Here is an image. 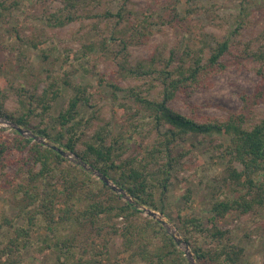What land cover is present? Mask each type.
Returning <instances> with one entry per match:
<instances>
[{"label":"rangeland","instance_id":"obj_1","mask_svg":"<svg viewBox=\"0 0 264 264\" xmlns=\"http://www.w3.org/2000/svg\"><path fill=\"white\" fill-rule=\"evenodd\" d=\"M11 1L6 0L7 3ZM16 1L18 5L0 17V87L7 94L3 110L15 115L21 113L15 87L24 86L29 93H41L51 80L58 81L68 74L74 82L87 84L88 102L79 106L77 117L82 123L79 129L84 133L83 137H89L101 126L106 127L123 142L122 149H118L120 160L133 156L135 161L139 160L146 154L145 147L149 148L157 139L153 122L141 117L143 110L134 92L147 98L158 94L162 84L155 69L165 67L171 51L173 61L166 66L167 69L180 62L188 63L190 57L186 53L191 48L202 46L208 54L209 48L217 41L229 38L230 52L224 55L228 66L211 75L204 85L197 86L188 94L178 92L170 101L173 110L196 120L225 118L228 113L239 111L242 106L240 94L252 93L261 80L257 73L259 62L235 57L234 54L238 50L242 52L244 47L256 49L264 46V0H128L125 3L122 0H79V17L60 27L48 26L45 21L47 13L61 6L60 1ZM122 5V17H119L116 13ZM107 11L112 14L104 15ZM238 26L240 29L235 33L234 29ZM32 41L36 48L31 46ZM86 43L91 46H84ZM152 59L154 70L151 73L135 72L148 69ZM140 65L144 66L137 68ZM110 83L120 88L115 92L116 97L112 94ZM60 92L47 112L44 111L42 116H31L33 125H50L51 116L67 105L72 90L68 88ZM119 103L126 105L125 112L121 111ZM262 117L264 99L254 106L251 121ZM130 121L137 122V127L129 124ZM14 125L9 118L0 116L3 133H11ZM21 128L25 130L20 133L22 136L37 143L48 142L33 129ZM209 141L212 144L227 143L228 136L219 133L191 136L187 141H180L176 147L177 152L185 155L182 163L171 170L170 183L162 198L170 214L179 211L188 216H199L204 223L209 222L211 213L208 209L212 202L232 191L222 181L225 159L217 156V150L209 146ZM80 147L78 145L77 149ZM11 151L12 161L16 157L24 161L30 159L28 148ZM64 152L63 156L70 162L81 163L74 153ZM26 163L31 164V161ZM82 165L91 176L100 179L98 170ZM37 168L38 164L34 169ZM16 169V164L12 162L0 170V211L4 210L9 216L15 215L11 197L16 192V183L23 181L22 174L25 173L23 169L18 168L17 172ZM108 185L114 184L109 180ZM114 191L120 193L123 200H131L123 190ZM186 195L187 199L184 198ZM157 197H160L159 193ZM138 209L149 217L152 216L146 210H153L164 219L168 228L162 226L171 236L176 234L180 238L178 247L185 251V244H188L182 240L168 216L149 207ZM214 220L243 247L237 264H264V206L243 214L231 211ZM43 232L42 229L40 232L33 231L28 238L29 242L22 252L28 264H57L53 251L46 248L40 239L39 234ZM92 233L96 251L100 247L102 250V238ZM104 235L106 237V233ZM107 241L109 250L95 257L101 260V264H143L130 262L128 254L120 250L115 238L110 236ZM89 242L82 244L86 252L81 247L75 255L93 257ZM193 261L197 264L194 257Z\"/></svg>","mask_w":264,"mask_h":264},{"label":"trees","instance_id":"obj_2","mask_svg":"<svg viewBox=\"0 0 264 264\" xmlns=\"http://www.w3.org/2000/svg\"><path fill=\"white\" fill-rule=\"evenodd\" d=\"M61 6L47 13L46 24L60 27L77 19L79 0H58ZM128 0H122L125 3ZM18 5L16 0L7 3L0 0V17ZM116 13L122 17L121 9ZM110 15L107 11L104 15ZM175 18V15H174ZM240 26L235 27L237 33ZM32 41V47L36 48ZM90 47V43L84 44ZM204 47L191 48L186 53L189 62H180L175 67L166 66L173 61V51L158 71L162 88L154 97L135 93L137 103L143 110L141 117L153 122L158 133L157 139L145 147V155L135 161V156L120 160L122 140L111 134L104 126L89 137L79 129L78 108L88 102L87 84L76 83L64 75L59 80H51L41 93L31 92L24 87H15L21 113L15 115L3 110L6 93L0 87V116L9 118L14 124L31 128L47 139V143L35 142L22 136L16 129L3 133L0 129V170L9 163L25 170L23 181L16 183V192L11 197L15 215L0 211V264H28L23 249L29 242L30 234L44 230L41 241L53 251L57 264H101L95 258L108 251V238L119 242L120 250L128 254L130 262L143 264H188L183 250L162 224L138 207H149L164 213L176 226L182 240L188 244L197 264H237L243 253L229 235L214 219L226 213L237 211L247 213L255 207L264 206V117L252 122V112L259 100L264 99V46L251 49L244 47L234 54L239 58H251L259 62L257 73L260 83L250 94H240L242 106L237 112L228 113L225 118L194 117L179 113L170 105L178 92L189 93L197 86L204 85L211 75L228 66L224 55L230 52L229 38L216 42L205 54ZM152 59L148 69L135 72L149 74L154 70ZM140 65L137 68H141ZM112 94L120 88L110 83ZM72 90L67 105L51 116V124L43 127L31 123L32 115H43L51 108V102L67 89ZM121 111L126 105L118 104ZM39 108V111L37 109ZM135 118V117H134ZM135 128L138 123L130 121ZM219 133L228 136L227 143L212 144L226 166L222 181L231 187L224 198L215 199L210 208L209 222L204 223L199 216H188L179 211L171 214L162 203L168 189L170 172L182 163V152H177L180 141L191 136ZM80 145V149L77 146ZM56 146L63 151L77 155L81 163L67 160ZM28 148L30 159L16 157L10 159L11 149L23 151ZM120 160L119 163L116 161ZM31 161L30 163H26ZM27 164V165H26ZM34 164V165H33ZM38 164V168L35 165ZM82 164L98 170L118 188L130 196L123 200L108 183L96 179L83 168ZM25 166V167H24ZM16 169V172H17ZM243 190V192H242ZM20 192V195H18ZM159 193L160 197H157ZM188 198V196H184ZM92 234L103 240L97 248ZM106 233V237L105 234ZM93 257L76 256V252L88 240ZM86 249H84V252ZM73 252V253H72Z\"/></svg>","mask_w":264,"mask_h":264},{"label":"water","instance_id":"obj_3","mask_svg":"<svg viewBox=\"0 0 264 264\" xmlns=\"http://www.w3.org/2000/svg\"><path fill=\"white\" fill-rule=\"evenodd\" d=\"M14 127H15V129H16L17 131H19V132H23V131H25L24 129H22L21 127H19V126H17V125H14ZM53 147H54V148H57L58 151H59L60 153H62V154L65 153V152H64L63 150H61L60 148H58V147H56V146H53ZM97 176L100 177V178H101L106 184H107V183L109 184V180H108V178H107L106 176H102L101 174H98ZM111 187H112V189H114V190H118V191L122 192V189L117 188V187L114 186V185H111ZM146 212H147L150 216L156 218V219H157L162 225H165V226L168 228L166 221H165L164 219L158 217V216H157L158 214H157L155 211L150 210V209H147ZM160 216H161V214H160ZM172 236L174 237V239L176 240V242L180 243V242H179V241H180V238H178L176 234H172ZM184 250H185V251H184V252H185V255H186L187 258H188L189 264H195L194 261H193L192 253H191V251L188 249V246H187L186 244H185V248H184Z\"/></svg>","mask_w":264,"mask_h":264}]
</instances>
